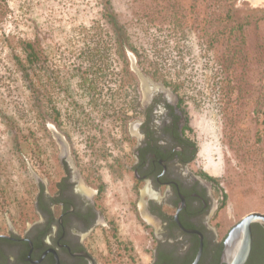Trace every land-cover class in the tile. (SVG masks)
Wrapping results in <instances>:
<instances>
[{"label":"rangeland","instance_id":"obj_1","mask_svg":"<svg viewBox=\"0 0 264 264\" xmlns=\"http://www.w3.org/2000/svg\"><path fill=\"white\" fill-rule=\"evenodd\" d=\"M140 73L179 96L220 232L264 213V0H0V227L36 220L35 174L64 176L56 131L119 244L149 243L129 169Z\"/></svg>","mask_w":264,"mask_h":264},{"label":"flooded vegetation","instance_id":"obj_2","mask_svg":"<svg viewBox=\"0 0 264 264\" xmlns=\"http://www.w3.org/2000/svg\"><path fill=\"white\" fill-rule=\"evenodd\" d=\"M141 94L127 123L134 140L129 169L141 184L137 216L149 243L119 244L96 193L66 166L52 186L40 181L36 220L21 230L7 221L0 227V264H228L222 255L233 226L220 232L218 185L193 166L198 148L179 96L160 84ZM252 232L244 264H264V226L254 223Z\"/></svg>","mask_w":264,"mask_h":264},{"label":"water","instance_id":"obj_3","mask_svg":"<svg viewBox=\"0 0 264 264\" xmlns=\"http://www.w3.org/2000/svg\"><path fill=\"white\" fill-rule=\"evenodd\" d=\"M140 75L144 79L145 85H153L151 80L143 77L141 73ZM160 86L163 87L161 84ZM54 134L62 146V158L64 157L66 159L71 171L78 175L75 164L69 156L67 142L60 133L54 131ZM35 176L37 180L44 181L36 174ZM254 223H259L264 226V213L257 211L250 212L231 229L228 237L226 238V247L222 255L223 260L228 264H244L247 261L253 246L252 226Z\"/></svg>","mask_w":264,"mask_h":264},{"label":"trees","instance_id":"obj_4","mask_svg":"<svg viewBox=\"0 0 264 264\" xmlns=\"http://www.w3.org/2000/svg\"><path fill=\"white\" fill-rule=\"evenodd\" d=\"M25 50L27 51V59L31 63H35L38 59V52L35 50L34 43L32 42H25L24 44ZM263 264V261L261 262Z\"/></svg>","mask_w":264,"mask_h":264}]
</instances>
